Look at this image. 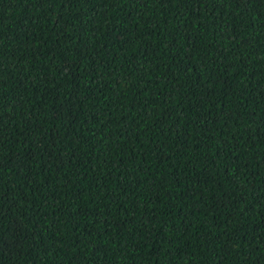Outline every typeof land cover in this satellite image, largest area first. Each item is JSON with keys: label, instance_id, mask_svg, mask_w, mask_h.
<instances>
[{"label": "trees", "instance_id": "trees-1", "mask_svg": "<svg viewBox=\"0 0 264 264\" xmlns=\"http://www.w3.org/2000/svg\"><path fill=\"white\" fill-rule=\"evenodd\" d=\"M0 264H264V0H0Z\"/></svg>", "mask_w": 264, "mask_h": 264}]
</instances>
